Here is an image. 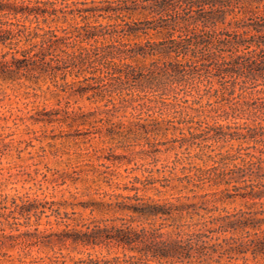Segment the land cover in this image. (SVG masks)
I'll list each match as a JSON object with an SVG mask.
<instances>
[{
  "label": "trees",
  "instance_id": "trees-1",
  "mask_svg": "<svg viewBox=\"0 0 264 264\" xmlns=\"http://www.w3.org/2000/svg\"><path fill=\"white\" fill-rule=\"evenodd\" d=\"M140 1L0 0V81L54 95L57 104L67 93L95 104L89 111L70 108L71 101L45 105L34 114L37 122L71 118L109 140L133 133L146 151L200 150L182 174L135 177L143 186L135 185L134 194L108 200L12 195L0 182V264H254L250 254H264V0ZM184 9L209 16H198L201 24L171 16ZM136 13L152 16L135 19ZM181 23L177 34L170 30ZM220 23L233 30H217ZM153 30L167 36L154 40ZM202 85L228 91L227 101L204 104ZM121 99L146 115L126 110L113 118ZM222 117L234 121L221 124ZM220 142L231 148L213 147ZM149 188L158 194L139 193ZM171 189L178 192L162 193ZM227 199L243 207L219 211L217 202ZM64 205L82 216L76 206L119 215L80 219ZM98 247L107 254H95Z\"/></svg>",
  "mask_w": 264,
  "mask_h": 264
},
{
  "label": "rangeland",
  "instance_id": "rangeland-1",
  "mask_svg": "<svg viewBox=\"0 0 264 264\" xmlns=\"http://www.w3.org/2000/svg\"><path fill=\"white\" fill-rule=\"evenodd\" d=\"M131 3V2H130ZM147 1L141 0L139 5L146 4ZM83 6V5H82ZM87 6V5H85ZM151 14L136 13L133 15L135 19H145ZM171 16H182V18L197 19L198 16H209L207 13H200L188 9L181 10L180 13H173ZM232 16V15H228ZM95 17L91 21H95ZM101 21L107 22L108 19L100 18ZM81 21L71 20V22ZM53 25H68L69 22L52 23ZM184 23L171 29L178 32L180 28H184ZM211 27V26H210ZM209 27V28H210ZM219 31L233 30L232 27L220 23L215 26ZM176 30V31H175ZM150 36L154 40H161L167 34L164 32L151 31ZM208 67L201 65L199 71L209 74ZM43 89L47 90V84L41 82ZM204 93L203 103L213 102L219 105L227 101L229 97L228 91L221 92L207 91L205 85H202ZM35 89L26 85L7 84L0 81V182H4V188L12 195H31L32 197L40 196L49 199H56L61 202H82L94 201L102 199H110V194H134L136 192L135 185L143 186L142 183H135V177L147 178L152 176L162 177L168 175L170 171L174 174H182L183 166L189 165L190 154L197 153L198 146H193L191 153L181 148L167 149L165 145H161V152L146 151L147 146L137 143L133 133H126L118 136L114 140L94 133L96 129L89 124H80L75 121L71 123V118L67 121L55 122L54 124H45L35 120V112L37 109L47 105L48 108L63 107L68 101H71V107L84 106L86 111L93 110L95 104L87 99L77 101L76 97L70 96L68 93L62 97V102L57 104L54 95L51 99H46L42 95H36ZM44 90H37L43 93ZM197 91V90H196ZM195 93V90L193 91ZM192 100L193 95H188ZM119 110H113L109 113L113 118L121 116L127 110L143 112L146 115V108L139 107L137 110L132 107H125L130 104L126 100L121 99ZM198 112H201L199 110ZM197 114V111H192ZM62 117V115H61ZM196 119H200L196 115ZM211 122L214 119L209 118ZM244 122L245 119H239ZM219 123H233V119L218 118ZM249 122L252 123L251 120ZM177 135H181L177 132ZM169 136H172L170 134ZM161 139V136L159 137ZM238 142H236L237 145ZM223 151L231 148L230 143L220 142L213 147L221 146ZM185 151V152H182ZM180 152V156L178 153ZM182 157V158H180ZM199 165H205V162L196 157L193 159ZM213 161L206 163L211 165ZM210 189L205 187L199 189L200 192H207ZM177 190L162 191L164 194L177 193ZM184 193H190L184 190ZM140 194L156 195L157 190L149 188L140 190ZM115 196H113L114 198ZM220 210L227 209L233 211L243 207L240 200H224L217 202ZM76 209L83 211L73 213L72 205H64L63 211H68L70 216L75 218H111L119 215V213L106 211L84 210L82 207L76 206ZM217 211L216 213H219ZM55 219V216H52ZM47 217H44V222ZM44 227V225L42 226ZM113 253L121 251L117 248L112 249ZM37 252V249L34 251ZM95 254H107L106 247H98L93 250ZM41 254H45L41 252ZM243 262V260H240ZM251 263L264 264V254L254 258L250 254ZM225 262V261H223Z\"/></svg>",
  "mask_w": 264,
  "mask_h": 264
}]
</instances>
